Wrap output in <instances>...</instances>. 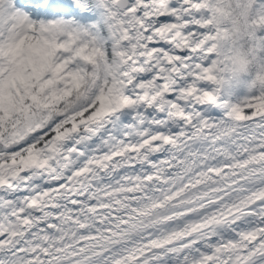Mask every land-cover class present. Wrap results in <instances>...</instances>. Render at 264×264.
Masks as SVG:
<instances>
[{"label":"snow or ice","instance_id":"1","mask_svg":"<svg viewBox=\"0 0 264 264\" xmlns=\"http://www.w3.org/2000/svg\"><path fill=\"white\" fill-rule=\"evenodd\" d=\"M216 4L0 0V264H264V87L216 90Z\"/></svg>","mask_w":264,"mask_h":264},{"label":"clouds","instance_id":"2","mask_svg":"<svg viewBox=\"0 0 264 264\" xmlns=\"http://www.w3.org/2000/svg\"><path fill=\"white\" fill-rule=\"evenodd\" d=\"M255 0H217L214 26L220 29L216 40L217 61L214 66L216 90L228 95L230 89L244 85L264 87V64L253 44ZM251 77L250 79H245Z\"/></svg>","mask_w":264,"mask_h":264},{"label":"rangeland","instance_id":"3","mask_svg":"<svg viewBox=\"0 0 264 264\" xmlns=\"http://www.w3.org/2000/svg\"><path fill=\"white\" fill-rule=\"evenodd\" d=\"M89 15H92V13L90 12ZM93 19H95V17H93ZM250 78L251 77H246L245 79H250ZM247 93H248V90L244 85H241L236 89L229 90V94H231L230 98L234 101L243 98L244 96L247 95Z\"/></svg>","mask_w":264,"mask_h":264},{"label":"bare ground","instance_id":"4","mask_svg":"<svg viewBox=\"0 0 264 264\" xmlns=\"http://www.w3.org/2000/svg\"><path fill=\"white\" fill-rule=\"evenodd\" d=\"M227 96H228V97H231V94H229V93H228V95H227Z\"/></svg>","mask_w":264,"mask_h":264}]
</instances>
